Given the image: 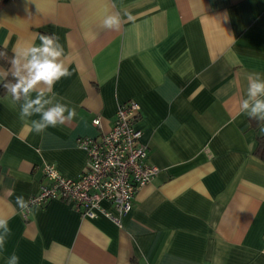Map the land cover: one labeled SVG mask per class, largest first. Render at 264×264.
Here are the masks:
<instances>
[{
    "label": "crops",
    "instance_id": "crops-1",
    "mask_svg": "<svg viewBox=\"0 0 264 264\" xmlns=\"http://www.w3.org/2000/svg\"><path fill=\"white\" fill-rule=\"evenodd\" d=\"M111 14L118 30L103 27ZM40 34L59 36L71 74L54 94L76 116L37 134L39 117L21 120L0 92V217L12 229L0 264L13 253L19 264H264L254 155L264 121L255 129L240 110L247 75L264 77V0H0L11 60ZM126 101L140 106L135 126L158 172L119 224L56 199L21 212L16 197L38 191L44 164L69 178L84 171L77 139L108 131Z\"/></svg>",
    "mask_w": 264,
    "mask_h": 264
},
{
    "label": "built area",
    "instance_id": "built-area-1",
    "mask_svg": "<svg viewBox=\"0 0 264 264\" xmlns=\"http://www.w3.org/2000/svg\"><path fill=\"white\" fill-rule=\"evenodd\" d=\"M139 113L138 103H120L108 131L77 139V145L86 153L85 169L78 176L65 177L54 165L44 164L45 182L29 197V206L59 199L83 217L101 214L119 224V217L131 209L137 190L158 172L157 167L146 163L147 150L140 141L141 131L135 126ZM92 124L100 126L99 118ZM102 202L110 204L112 211Z\"/></svg>",
    "mask_w": 264,
    "mask_h": 264
},
{
    "label": "clouds",
    "instance_id": "clouds-1",
    "mask_svg": "<svg viewBox=\"0 0 264 264\" xmlns=\"http://www.w3.org/2000/svg\"><path fill=\"white\" fill-rule=\"evenodd\" d=\"M103 27L118 30L121 18L118 14L106 15ZM40 44H25L18 46L11 60V81L3 84L11 98L12 105L19 104V116L25 120L32 116L31 128L37 133H43L49 127L70 123L76 116L75 109L59 102L54 94L55 84L71 73L66 66L64 48L59 42V36L39 35ZM9 73L0 74V80H7ZM246 97L240 101V110L250 118L264 121V77L258 72L247 75ZM35 94V95H33ZM264 133V127L260 129ZM21 212L29 210V202L23 196L16 197ZM12 229L7 218L0 217V250L4 249L6 240ZM7 264H19V257L13 253Z\"/></svg>",
    "mask_w": 264,
    "mask_h": 264
},
{
    "label": "trees",
    "instance_id": "trees-1",
    "mask_svg": "<svg viewBox=\"0 0 264 264\" xmlns=\"http://www.w3.org/2000/svg\"><path fill=\"white\" fill-rule=\"evenodd\" d=\"M10 61H11V53L9 51H7L6 49L0 48V66L4 67L5 69H8ZM11 80H12V77H11V74L9 73L7 80H4V82L0 85V92H3L4 90H6L3 87V84L8 82V81H11ZM249 121H250L251 127L255 128V129L258 128L259 126H261V124H262V121L255 119V118H250ZM254 155L256 157H258L260 160L264 161V135L257 138V145H256L255 150H254ZM53 200H55V199H53ZM56 200H59V199H56ZM59 201H61V200H59ZM49 202L42 204V205H38V206H44V205L48 204ZM61 202H63V201H61Z\"/></svg>",
    "mask_w": 264,
    "mask_h": 264
}]
</instances>
